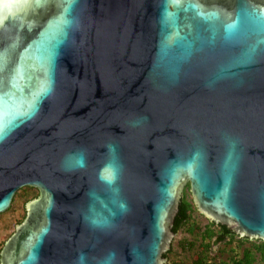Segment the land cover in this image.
Wrapping results in <instances>:
<instances>
[{
    "label": "water",
    "instance_id": "1",
    "mask_svg": "<svg viewBox=\"0 0 264 264\" xmlns=\"http://www.w3.org/2000/svg\"><path fill=\"white\" fill-rule=\"evenodd\" d=\"M0 21V214L38 191L0 264H165L184 187L264 240V0H0Z\"/></svg>",
    "mask_w": 264,
    "mask_h": 264
},
{
    "label": "trees",
    "instance_id": "2",
    "mask_svg": "<svg viewBox=\"0 0 264 264\" xmlns=\"http://www.w3.org/2000/svg\"><path fill=\"white\" fill-rule=\"evenodd\" d=\"M33 189L28 186L22 188L20 196L23 197V201H26L28 197L36 196L37 193L34 191L37 192V190ZM194 209L195 206L192 200L189 201L185 197H181L172 226L174 233L179 229H183L194 236L191 241L185 239L181 241L180 246L182 249L192 250L195 243L198 242V248L192 254L189 264H216L217 253L211 255V247L215 243L223 244L220 253L224 250L229 251V264H264V241L238 238L227 226L219 223L209 221L205 226H201L193 220L192 213ZM23 217L24 214L17 215L13 220H2L0 222L8 225L12 220L18 224ZM245 242L248 244L245 245ZM227 246L230 247L227 248ZM164 257L168 260L166 264H188L186 260L177 258L171 248L164 253Z\"/></svg>",
    "mask_w": 264,
    "mask_h": 264
},
{
    "label": "rangeland",
    "instance_id": "3",
    "mask_svg": "<svg viewBox=\"0 0 264 264\" xmlns=\"http://www.w3.org/2000/svg\"><path fill=\"white\" fill-rule=\"evenodd\" d=\"M22 188H20L16 192L9 209L7 211H5V212L0 214V221L1 222H2V220H6V221L10 220V219L13 220V218L17 217V215L25 214V212H24V204H25V202L28 201L29 199L34 198V197H32V196L28 197L26 201H23V197L20 196L21 193H22ZM31 188H33V187H31ZM34 192L37 193L36 194V196H37L38 195V191L37 192L34 191ZM181 197H185L189 201L192 200L190 192H189L187 187H184ZM192 217H193V220L195 222H197L201 226H205L206 224L209 223V219H207L200 212H198L196 208L194 209V211L192 213ZM12 220H11L10 224L8 223V225L1 224V222H0V250H1L2 246H3V244H4V241L7 239L9 234H11L14 231V227L17 224V223H15ZM184 239L188 240V241H191V240L194 239V236L189 234L188 232H186L183 229L177 230V232L174 233V236L172 238V241H171V244H170V248H171L172 252L174 254H176L177 258H182V259L186 260L187 263L189 264L191 262V259H192V254L198 248V242L195 243V246H194V248L192 250L182 249L181 246H180V243ZM222 247H223V244H218V243L213 244L212 247H211V255H215L217 253L216 254V257H217L216 258V264H229V261H230L229 255H230V253H229L228 250L227 251L224 250V251H222L220 253V249ZM229 247L230 246H227V248H229ZM167 262H168V260H165V264Z\"/></svg>",
    "mask_w": 264,
    "mask_h": 264
},
{
    "label": "flooded vegetation",
    "instance_id": "4",
    "mask_svg": "<svg viewBox=\"0 0 264 264\" xmlns=\"http://www.w3.org/2000/svg\"><path fill=\"white\" fill-rule=\"evenodd\" d=\"M196 208V207H195ZM211 222V221H210ZM235 233V232H234ZM235 235L238 237V238H241V239H244V238H247V239H249V240H260V239H251V238H248V237H242V236H240L239 234H236L235 233ZM228 239V238H227ZM226 239V240H227ZM262 241H264V240H262ZM219 244V243H218ZM247 243L245 242V245H246Z\"/></svg>",
    "mask_w": 264,
    "mask_h": 264
},
{
    "label": "clouds",
    "instance_id": "5",
    "mask_svg": "<svg viewBox=\"0 0 264 264\" xmlns=\"http://www.w3.org/2000/svg\"><path fill=\"white\" fill-rule=\"evenodd\" d=\"M7 135H8V133L0 134V141L6 139L7 138ZM81 160H82V157H81Z\"/></svg>",
    "mask_w": 264,
    "mask_h": 264
},
{
    "label": "snow or ice",
    "instance_id": "6",
    "mask_svg": "<svg viewBox=\"0 0 264 264\" xmlns=\"http://www.w3.org/2000/svg\"><path fill=\"white\" fill-rule=\"evenodd\" d=\"M0 22H2V21H0ZM102 178H110V176L109 177H102Z\"/></svg>",
    "mask_w": 264,
    "mask_h": 264
}]
</instances>
